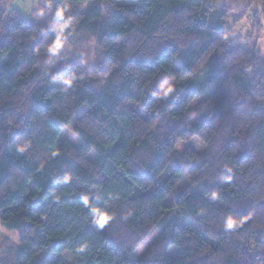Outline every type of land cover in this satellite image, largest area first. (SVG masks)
I'll return each mask as SVG.
<instances>
[{
	"label": "clouds",
	"instance_id": "clouds-1",
	"mask_svg": "<svg viewBox=\"0 0 264 264\" xmlns=\"http://www.w3.org/2000/svg\"><path fill=\"white\" fill-rule=\"evenodd\" d=\"M88 4V0H0V35H4L3 25L7 21L18 22L19 16L34 22L32 28L25 30L22 25L14 34L18 43L31 45L30 52L27 49L30 63L24 68V73L31 74L33 79L23 90V96L0 97V151L6 149L8 155L16 160L31 161L34 174L55 172L50 178L55 187L48 194L45 209L35 214L38 217L35 228L22 232V224L15 216L0 217V264H15L14 257H9V249L26 248L33 239H42L50 234L49 226L54 218L49 215L48 206L62 212L64 198L70 191L73 195L68 204L73 206V212L66 214L68 219L61 217L67 225L62 227L65 247L61 250V259L64 264H83L94 247L90 237L107 234L110 229L124 235L122 243L139 245L145 243V233L155 234L153 218L140 214L141 206L132 200L135 189L116 186L121 166L132 168L141 163L140 149L133 144L123 155H113L111 160L105 155L111 151L114 137L123 136L124 122L113 124L104 121L98 124L93 120L77 127V121L72 120L60 129L61 139L69 138L71 151H67L59 142L53 145L47 140L43 120L50 118L45 116L38 124L31 105L26 102L35 88L42 87L43 91L53 94V106L67 119L72 115L69 101L76 96L77 90L93 82L103 84L104 75L111 74L117 67L110 57L102 59L107 57L111 44L102 47L93 33L86 34L82 30V18L73 14L74 8L83 10ZM222 4L225 8L218 21L221 25L219 33L203 40L195 35H184L194 16L214 17ZM169 23L173 27L158 33L156 44L147 54L150 60L155 61L160 47L171 41L175 51L169 45L166 68L149 75H138L134 91L139 90L140 99H126L118 108L126 111L131 103L153 117L147 124L134 126L130 135L134 134L136 143H142L149 139V133H164L163 137L158 135L157 141H153L158 151V141H168V147L163 150L164 167L180 158L185 146L191 144L195 155L189 153L183 157L185 164L181 178L173 181L176 191L181 182L191 184L192 188L199 187L202 181L209 186L224 185L223 188L211 187L203 193L201 200L192 205L194 211L191 213L202 234L222 241L220 254L214 253L202 236L188 241V246L197 255L208 257L210 264H223V252L238 242L248 254L257 253L255 264H264V143L256 135L264 128V0H197L189 3L183 14ZM207 40L211 42L200 52L199 47ZM194 47H198L195 63L183 72L195 69L202 76L212 56L223 58L235 104L228 115L209 119L212 123L200 128L198 134L179 135L183 129L193 127L191 122L198 120L206 111L211 115L212 108L207 103L201 106L198 97L184 96L183 102L179 103L184 94V84L195 80L197 75L182 76L171 70L172 64L180 63L184 53ZM226 49L234 51L226 53ZM97 64L100 65L99 71L95 67ZM145 96L150 104L143 102ZM10 101H14L13 107L4 113V106ZM161 105L166 109L163 114L159 110ZM178 112L183 113L179 122L174 115ZM172 124H176V131L169 133ZM85 129L91 142L82 155L78 145ZM13 132L19 135L10 142L6 141L4 138L12 136ZM41 136L45 140H41ZM101 145L107 150L103 156ZM96 154H99L97 159L100 162L90 163L89 158ZM60 160L68 163L52 168ZM193 163L202 165L198 173L189 171ZM89 176L91 179L86 180ZM105 176L111 177L110 185H106ZM29 178L22 172L12 177L11 189L15 190ZM73 184L79 186L78 190L71 187ZM162 195L171 194L165 191ZM236 209H240L239 214ZM177 214H182L179 209ZM132 225L136 228L133 229ZM257 232L260 233V244L256 243ZM44 251L47 249L30 250L25 264H34ZM247 258L245 255L243 259L246 261ZM190 259L195 260V257Z\"/></svg>",
	"mask_w": 264,
	"mask_h": 264
},
{
	"label": "trees",
	"instance_id": "trees-1",
	"mask_svg": "<svg viewBox=\"0 0 264 264\" xmlns=\"http://www.w3.org/2000/svg\"><path fill=\"white\" fill-rule=\"evenodd\" d=\"M101 1L106 8L93 6L85 13L73 12L74 15L82 18V30L87 33H93L102 47L111 44V48L106 58H111L117 67L111 74L104 75V83L95 82L82 85L76 92V96L69 101L72 104V115L67 119L61 110L53 106L51 101L52 93L43 91V88H35L26 102L31 105L34 113V119L39 124L45 116L50 119L43 120L45 127L43 131L48 133L47 140L53 145L59 142L63 150L71 151L69 139H61L60 129L65 124L77 121V127L89 124L95 120L96 123L104 121L116 124L119 121L124 122L123 136L114 137L111 143V151L105 154L111 160L113 155H123L133 144L140 149L139 155L143 157L140 164L132 168H123L121 166L120 175L116 178V186L122 189L129 187L135 189L132 193V200L141 206L140 214L150 215L156 225L155 234L145 233L143 239L148 242L142 252H139L141 245L122 243L124 235L115 229H110L107 234L100 233L99 236L90 237L94 242V247L83 264H210L208 257L197 255L189 246L188 241L202 236L213 248L214 253L219 255V249L223 247L222 241L213 239L209 235L200 232L196 219L191 215L194 211L192 205L199 202L203 193L210 190L211 187L223 188L224 185L216 184L209 186L207 182H201L199 187L192 188L191 184L180 189L183 182L180 183L179 190L176 191L173 185L174 180H179L182 175L183 165L185 164V155L192 150L184 151L180 158L174 159L172 164L164 167L166 161L163 158V150L168 147L166 139L158 141L160 150L158 151L153 144L157 141L158 135L163 137L164 133H149V139L142 143H136L135 136L130 135L134 126L139 123L147 124L153 118L151 115L140 111L131 103L126 111H120L118 106L122 105L124 100L140 99V92L136 89L135 79L138 75H149L158 70L166 68V61L170 53L168 47L171 45L175 51V45L171 41L160 47L156 60L148 58V50L156 44V37L162 30H169L173 27L172 23L180 17L186 10L189 3H195L197 0H88ZM121 2H130L129 4H120ZM204 10L201 9V12ZM223 16L222 11H218L214 17L206 18L194 16L191 25L187 26L184 35L197 36L200 40L211 39L213 35L219 33L221 25L218 22ZM25 30L33 27L34 22L31 19L19 16L18 22L14 20L7 21L4 25V35H0V97L7 95L16 98L23 96V90L29 86V81L33 79L31 74L25 75L24 68L30 63L31 45L18 43L14 35L21 26ZM143 42V43H141ZM210 40L205 41L199 47L203 52ZM39 43V41H36ZM141 55H137L141 52ZM198 47H194L189 52L184 53V58L180 63H173L171 70L183 75H197L193 81L184 84V94L179 103L183 102L184 96L189 95L198 97L201 106L209 104L211 115L206 111L198 120L192 121L193 127L183 129L179 135L198 134V130L212 123L211 118L228 115L235 104V98L227 72L225 70L224 60L218 56H212L207 66L203 70V75L196 73L195 69L184 73L183 70L195 63V54ZM226 53L234 49H226ZM179 55V53H176ZM154 65V66H153ZM55 71V69H53ZM145 104L151 101L147 96L144 97ZM14 101H10L4 106V113H7L13 107ZM58 103V102H57ZM169 103H173L169 101ZM161 114L165 112V106L159 108ZM177 122L183 119V113L174 114ZM19 119V117L17 118ZM176 131V124H172L169 133ZM19 135L13 132L12 136L4 139L10 142L15 136ZM257 138L264 143V128L256 133ZM45 140L44 136L40 137ZM81 143L78 145L82 155L91 142L87 135V129L80 136ZM2 144V142H0ZM46 147L47 144L45 143ZM75 147V145H74ZM101 156L107 151L101 145ZM99 154L89 158L92 164L99 163ZM67 160H60L52 166L55 168L67 164ZM202 165L193 163L190 172H199ZM33 163L31 161H19L10 157L7 150L0 151V217L15 216L22 224V232L29 231L36 227L38 217L35 215L42 209L48 201V194L55 187L50 180L55 172L50 170L46 175L34 174L31 172ZM161 169H163L161 171ZM25 174L30 178L22 182L15 190L11 189L13 183L12 177ZM83 175V173H80ZM104 176V172H101ZM91 177H86V180ZM106 185L112 183L110 176L104 177ZM71 187L78 190L79 186L73 184ZM165 191L171 195L163 196ZM73 192H68L64 198V209L57 212L49 205L47 211L54 219L49 226L50 234L41 238H35L26 248H19L13 251L9 249V257L15 260V264H25L30 255V250H40L46 248L35 259L34 264H64L61 259V250L65 247L63 237L65 235L62 227L64 219H68L67 213L73 212V206L68 204ZM175 197L174 203L171 199ZM207 203V201H204ZM184 215L186 222L177 214V210ZM237 214L240 209L235 210ZM63 217L64 219H61ZM133 229L136 225H132ZM39 233V230H37ZM256 243L260 244V233H255ZM153 237V238H152ZM23 239V235L21 236ZM183 242V243H182ZM176 248L180 254L177 260L170 259L169 249ZM139 252V253H138ZM223 264H255L257 253L248 254L246 249L238 242L234 243L229 251L223 252ZM247 255L245 261L243 258ZM195 257V260L190 258Z\"/></svg>",
	"mask_w": 264,
	"mask_h": 264
},
{
	"label": "rangeland",
	"instance_id": "rangeland-1",
	"mask_svg": "<svg viewBox=\"0 0 264 264\" xmlns=\"http://www.w3.org/2000/svg\"><path fill=\"white\" fill-rule=\"evenodd\" d=\"M89 4H88V7L86 8V9H80V8H74L73 9V12H77V13H85V12H87L91 7H93V6H101V7H103V8H106V5H104V3H102L101 1H92V2H88ZM125 3H127V4H129L130 2H121L120 4H125ZM224 8H225V5H221V9L220 10H218V11H224ZM96 68H97V71H99V67H100V65L99 64H97L96 66H95ZM91 79V78H90ZM65 137H67V136H65ZM67 139H69L68 137H67ZM187 150H192V151H194L193 149H192V146H191V144H187L186 146H185V148H184V151H187ZM189 185V183H186V182H183V184H182V186L180 187V189H182V188H185L186 186H188ZM175 199V197H173L172 199H171V203H174L173 201H175L174 200ZM180 217L183 219V221L184 222H186V220H185V217H184V215L183 214H180ZM153 238V237H152ZM147 244H148V242H145L143 245H141V247H140V249H139V252H142L144 249H145V247L147 246ZM138 252V253H139ZM169 256H170V259H172V260H177V259H179L180 258V254H179V252H178V250L176 249V248H170L169 249Z\"/></svg>",
	"mask_w": 264,
	"mask_h": 264
}]
</instances>
